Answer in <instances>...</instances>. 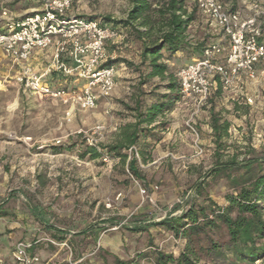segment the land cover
<instances>
[{
  "label": "rangeland",
  "instance_id": "obj_1",
  "mask_svg": "<svg viewBox=\"0 0 264 264\" xmlns=\"http://www.w3.org/2000/svg\"><path fill=\"white\" fill-rule=\"evenodd\" d=\"M149 1L156 7L161 0ZM183 2L188 11L195 6L194 0ZM39 6L40 0H0V11L6 8L17 17ZM130 7L131 0H75L70 13L101 22L103 16L125 18ZM118 28L122 39L106 44L115 68L120 61L128 63L125 54L140 59L142 49L132 28ZM187 35L190 48L167 60L174 72L200 56L196 43L201 50L220 37L197 9ZM262 61L258 77L244 86L216 87L204 105L184 104L178 90L169 92L157 77L140 84L146 68L139 63L137 70L117 78L109 99L99 97L93 109L82 110L59 99L22 92L9 60L0 52V204L7 214L0 217V258L11 264L19 242L31 244V253L38 257L33 264H103L114 257L131 264H155L157 251L177 257L185 244L182 237L161 225L144 231L130 228L157 222L167 214L179 215L189 203L206 204L208 198L224 207L226 197L234 193V178L252 177L259 167L264 171ZM58 79L53 83L71 87ZM69 81L76 89L82 84ZM135 99L142 112L154 102L162 101L165 107L151 123H140L135 146L121 151L127 154L125 161L105 150L90 151L121 138L124 125L136 120ZM118 117L123 121L115 126ZM212 118L228 124L220 139L213 132ZM101 125L102 129H95ZM132 155L137 177L127 168ZM232 158L253 160L250 171L208 175L217 161ZM197 184L202 185L201 193L194 189ZM226 240L223 230L202 235L196 247L197 264L219 262L207 251L210 242Z\"/></svg>",
  "mask_w": 264,
  "mask_h": 264
},
{
  "label": "built area",
  "instance_id": "obj_2",
  "mask_svg": "<svg viewBox=\"0 0 264 264\" xmlns=\"http://www.w3.org/2000/svg\"><path fill=\"white\" fill-rule=\"evenodd\" d=\"M74 2L40 0L37 9L22 17L2 8L0 52L9 60L13 79L22 92L90 110L99 97L109 99L116 87L115 66L104 64L108 60L107 42L120 40L121 34L96 19L70 13ZM194 3L209 25L221 34V39L205 44L199 57L176 71L179 99L202 105L219 84L230 89L245 79H255V66L264 60V0H238L235 8L221 0H194ZM49 48H52L50 63L43 70H36L31 57ZM54 74H58L55 77L58 80L73 78L82 84L79 89L54 84ZM102 128V125L95 127ZM30 248V243L19 242L11 264L36 263L38 257ZM0 264L5 262L0 259Z\"/></svg>",
  "mask_w": 264,
  "mask_h": 264
},
{
  "label": "trees",
  "instance_id": "obj_3",
  "mask_svg": "<svg viewBox=\"0 0 264 264\" xmlns=\"http://www.w3.org/2000/svg\"><path fill=\"white\" fill-rule=\"evenodd\" d=\"M196 9L194 6L188 11L183 0H161L156 7H152L149 0H131V7L125 18L113 19L103 16L100 24L132 28L134 35L142 42L140 66L146 68V73L141 74L143 80L140 84L145 83L149 78L157 77L164 81V86L169 92L175 93L177 90L179 92V83L167 60L176 52L187 51L190 48L191 40L187 35V28L194 20ZM194 49L201 52L198 43L195 44ZM110 64H113V60L108 59L104 65ZM139 105L140 103L135 99L136 120L124 125L120 139L111 145L90 147V151L105 150L106 153L117 156L124 162L127 154L121 151L135 146L141 132L140 123H151L165 107L162 101L154 102L142 112L138 110ZM227 127V123L218 124V121L212 118V129L217 139L226 133ZM252 163L253 160L238 162L235 158L224 162L217 161L210 168L208 175H218L223 171L237 169H243L247 173ZM127 168L134 176L139 175L135 155L129 158ZM259 170L252 177L241 174L231 181L234 193L226 197L227 204L224 207L208 198L206 204L189 203L179 215L167 214L157 222L137 224L130 229L144 231L150 225H161L170 230L174 236L185 239L184 247L177 257L157 251L155 264H197L198 240L210 230H223L227 236L223 244L210 242L207 253H212L220 259L219 262L212 264H256V261L264 264V171L262 167H259ZM194 189L196 193H201L203 188L201 184H197ZM33 212L35 213L36 209ZM6 215L1 203L0 217ZM200 249L203 251L204 247ZM103 264H131V262L114 257L112 262L103 261Z\"/></svg>",
  "mask_w": 264,
  "mask_h": 264
},
{
  "label": "crops",
  "instance_id": "obj_4",
  "mask_svg": "<svg viewBox=\"0 0 264 264\" xmlns=\"http://www.w3.org/2000/svg\"><path fill=\"white\" fill-rule=\"evenodd\" d=\"M237 0H236V2H235V4L233 3V4H231V7L232 8H235L236 7V4H237ZM16 16V15H15ZM105 25H107V26H109V27H113V28H116L119 32H121L120 30H119V28H118V26H113V25H111V24H105ZM197 26V25H196ZM216 31V33L217 34H220L219 32H218V30H215ZM121 34V33H120ZM221 35V34H220ZM219 35V36H220ZM121 39H122V36H121ZM120 39V40H121ZM219 39H221V37H219L217 40H219ZM263 40H264V36H263V38H262ZM114 43H119V40L118 41H108L107 42V44L108 45H113ZM201 53V52H200ZM51 54H52V48H49V49H47V50H45V51H40V52H36L32 57H31V63L34 65V67L36 68V70H43V68L50 62V60H51ZM175 55L177 56V55H181L179 52H176L175 53ZM108 56H112V54L111 53H109L108 54ZM125 59H126V61L128 62V63H124V61H120V62H118V63H116V70H117V72H116V75H115V80H117V78L121 75V76H125V75H128V73H130V72H132V69H135V70H137L138 68H139V63H140V59H139V56H136V58H130V54H129V56L128 55H126L125 54ZM193 59V58H192ZM191 61V60H190ZM132 62V63H131ZM187 62H189V61H185L184 62V64H186ZM263 61H260L259 63H257L256 64V66H255V69H256V75H257V77H258V75H259V73L260 72H262L263 71V69L261 70L260 69V65H261V63H262ZM131 64V65H130ZM170 65H172V63H169ZM183 64V65H184ZM115 66V65H114ZM182 66V65H181ZM177 71V70H176ZM176 71H175V75H176ZM138 74V73H137ZM139 75V74H138ZM53 76V75H52ZM56 76H58V74H54V78L56 77ZM61 79V78H60ZM71 79V78H70ZM70 79H68V80H66V81H68L69 82V84H70V86L71 87H73V86H75V84H74V82H71V81H69ZM247 81H248V79H245V80H243V82L242 83H240V85H242V86H244L245 85V83H247ZM255 81V80H254ZM249 82H253V81H249ZM217 87H220V86H217ZM238 91H240V90H235L234 92H238ZM214 93V91L212 90L211 91V94H210V96H209V98H208V100H211V96H212V94ZM184 104H187V103H195L193 100H188V101H185V102H183ZM204 105V104H203ZM208 105H211V103H209ZM104 113H108V108H105V110H104ZM123 120L121 119V118H116V120H115V126H119V125H121V122H122ZM1 259V258H0Z\"/></svg>",
  "mask_w": 264,
  "mask_h": 264
}]
</instances>
